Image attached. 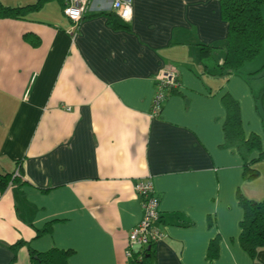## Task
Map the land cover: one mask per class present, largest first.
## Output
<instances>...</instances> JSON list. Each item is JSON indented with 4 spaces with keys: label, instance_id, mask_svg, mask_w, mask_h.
I'll list each match as a JSON object with an SVG mask.
<instances>
[{
    "label": "crops",
    "instance_id": "crops-1",
    "mask_svg": "<svg viewBox=\"0 0 264 264\" xmlns=\"http://www.w3.org/2000/svg\"><path fill=\"white\" fill-rule=\"evenodd\" d=\"M220 4L132 0L124 21L90 0L75 27L61 0L0 17V172L18 170L0 191V264L52 249L67 264H138L139 247L126 251L143 214L134 186L146 178L164 235L152 264H264V247L253 260L240 246L238 202L264 198V42L261 60L218 74ZM260 13L264 23V3ZM170 67L179 84L152 115L155 75ZM225 94L260 148L226 143Z\"/></svg>",
    "mask_w": 264,
    "mask_h": 264
},
{
    "label": "trees",
    "instance_id": "trees-1",
    "mask_svg": "<svg viewBox=\"0 0 264 264\" xmlns=\"http://www.w3.org/2000/svg\"><path fill=\"white\" fill-rule=\"evenodd\" d=\"M43 1L38 0L31 5L14 7L0 3V17L23 16L25 11L38 8ZM263 3L264 0H221L220 15L227 23V31L225 56L218 74L240 69L261 50L264 42V23L260 7ZM172 91L173 88L169 89L167 95ZM222 102L226 110L223 124L226 143L239 147L241 153L260 148L257 135H252L247 139L243 138L237 102L228 94L222 96ZM260 156L263 157L264 152H260ZM13 173L0 172V191L16 179ZM243 173L247 179H252L258 175V170L251 167L249 163H245ZM238 202L243 210V216L239 222L240 246L254 260L257 251L264 247V198L253 200L239 194ZM155 243L150 241L139 250L141 258L138 264H152V246ZM211 246L214 247V245ZM212 247L211 252L215 250ZM31 259L33 264H67L64 252L57 249L47 252H31Z\"/></svg>",
    "mask_w": 264,
    "mask_h": 264
},
{
    "label": "built area",
    "instance_id": "built-area-1",
    "mask_svg": "<svg viewBox=\"0 0 264 264\" xmlns=\"http://www.w3.org/2000/svg\"><path fill=\"white\" fill-rule=\"evenodd\" d=\"M90 0H61L63 15L73 23L75 27L78 21L84 16ZM110 8L116 15L129 21L132 16V0H107ZM179 84L178 74L174 68L160 69L155 75V93L152 100V115H157L166 98L169 89L177 87ZM13 176H18V170L14 171ZM135 190L141 197L143 210L142 218L129 233V249L126 255H131L130 248L139 247V250L149 244L150 241L157 242L164 237L159 229L158 221L160 213L158 210V198L154 192L150 178L139 180L135 183Z\"/></svg>",
    "mask_w": 264,
    "mask_h": 264
},
{
    "label": "rangeland",
    "instance_id": "rangeland-1",
    "mask_svg": "<svg viewBox=\"0 0 264 264\" xmlns=\"http://www.w3.org/2000/svg\"><path fill=\"white\" fill-rule=\"evenodd\" d=\"M260 52V51H259ZM260 56V57H259ZM256 58V59H255ZM262 59V57H261V54L259 55V53L253 58V59H251V60H249V61H247V62H254L253 60H256V62H258V60H261ZM246 62V63H247ZM264 67V66H263ZM261 70V69H260ZM259 70V71H260Z\"/></svg>",
    "mask_w": 264,
    "mask_h": 264
}]
</instances>
